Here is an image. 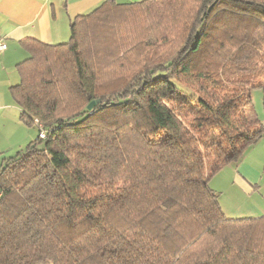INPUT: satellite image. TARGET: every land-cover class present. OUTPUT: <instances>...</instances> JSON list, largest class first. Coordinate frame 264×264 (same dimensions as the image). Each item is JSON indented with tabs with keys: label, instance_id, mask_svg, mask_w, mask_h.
I'll return each mask as SVG.
<instances>
[{
	"label": "trees",
	"instance_id": "16d2710c",
	"mask_svg": "<svg viewBox=\"0 0 264 264\" xmlns=\"http://www.w3.org/2000/svg\"><path fill=\"white\" fill-rule=\"evenodd\" d=\"M116 13L139 44H101ZM20 43L10 94L46 137L0 166V264H264V214L227 217L208 185L264 135L239 118L264 63L235 73L264 55V0H104Z\"/></svg>",
	"mask_w": 264,
	"mask_h": 264
},
{
	"label": "crops",
	"instance_id": "0c3cea01",
	"mask_svg": "<svg viewBox=\"0 0 264 264\" xmlns=\"http://www.w3.org/2000/svg\"><path fill=\"white\" fill-rule=\"evenodd\" d=\"M104 0H0V166L4 159L22 151L37 137L35 125L21 119V108L10 87L19 82L16 64L27 57L20 41L35 38L46 44L70 37V24L79 14L90 12ZM117 2H133L126 0ZM264 122V88L252 90V105ZM219 194L227 217H258L264 214V135L249 146L237 162L223 165L208 179Z\"/></svg>",
	"mask_w": 264,
	"mask_h": 264
},
{
	"label": "rangeland",
	"instance_id": "374dc122",
	"mask_svg": "<svg viewBox=\"0 0 264 264\" xmlns=\"http://www.w3.org/2000/svg\"><path fill=\"white\" fill-rule=\"evenodd\" d=\"M118 1H126V0H118ZM114 21H115V24H112V25H104L101 27V44H105L106 47L109 49L110 46H114L115 47V38H117L118 36H124L126 35V38H129V39H133L135 40L137 43L138 41H140V37L143 35L144 31H145V28H144V22L140 20H136L134 19L133 15H128V17H125V14L121 15L119 13H116L114 15ZM132 42V41H131ZM120 43V42H119ZM139 44V43H138ZM111 51L115 53H119V51L115 48H111ZM137 53V50H132L131 53H128L127 56H129L128 58H133L134 60H136L137 58L135 57ZM27 56H28V53H27ZM122 56V55H120ZM264 63V55H255L253 57V63L251 64V66H249L248 68H239V69H236L235 70V73L236 74H243V73H246L248 71H255V70H258L262 64ZM110 68L113 67V68H117V70H120L122 71V69H120L121 67H118L117 64L115 63H112L109 65ZM255 111L253 109V106H245V107H241V109L239 110V118L241 119H245L247 121H250V120H253V119H256L257 116L254 115ZM25 147V146H24ZM24 149V148H23Z\"/></svg>",
	"mask_w": 264,
	"mask_h": 264
},
{
	"label": "built area",
	"instance_id": "2783aa9c",
	"mask_svg": "<svg viewBox=\"0 0 264 264\" xmlns=\"http://www.w3.org/2000/svg\"><path fill=\"white\" fill-rule=\"evenodd\" d=\"M5 47H6L5 44L0 41V50L4 49ZM34 125L37 127L39 138H45L46 129L44 128L43 124L39 122L37 119H35Z\"/></svg>",
	"mask_w": 264,
	"mask_h": 264
},
{
	"label": "water",
	"instance_id": "95a60500",
	"mask_svg": "<svg viewBox=\"0 0 264 264\" xmlns=\"http://www.w3.org/2000/svg\"><path fill=\"white\" fill-rule=\"evenodd\" d=\"M97 101H99V100H97ZM94 104H95V101H91V102L88 104L87 108L90 109Z\"/></svg>",
	"mask_w": 264,
	"mask_h": 264
}]
</instances>
